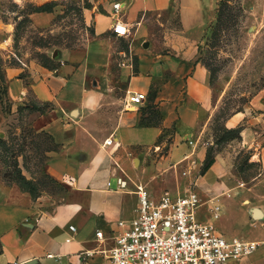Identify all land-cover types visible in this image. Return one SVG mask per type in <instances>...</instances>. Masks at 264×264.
Returning a JSON list of instances; mask_svg holds the SVG:
<instances>
[{
	"label": "crops",
	"instance_id": "crops-1",
	"mask_svg": "<svg viewBox=\"0 0 264 264\" xmlns=\"http://www.w3.org/2000/svg\"><path fill=\"white\" fill-rule=\"evenodd\" d=\"M29 2L54 5L26 16L12 12L6 20L0 13L1 56L12 52L25 17L35 28L50 29L64 13L58 0ZM13 3L24 9V0ZM83 3L88 30L83 47L55 48L49 66L30 61L5 68L14 112L29 109L28 94L39 104H52L31 127L52 143L44 163L48 180L67 190L53 200L41 189L46 185L21 171L37 185L34 195L1 165L0 264H105L101 255L86 260L81 253L112 246L122 230L118 223L128 225L136 216L135 184L144 185L154 199L165 191L195 192L202 202L199 220L211 221L210 208L217 203L222 211L213 223L222 235L264 241V94L212 128L218 106L199 53L219 17V0ZM115 4L121 6L118 19L127 25V36L112 30ZM131 93L146 98L131 104ZM231 131L234 137L227 138ZM108 139L112 144L104 145ZM210 151L214 163L202 172ZM122 171L129 177L128 190H115ZM65 177L74 178V184L63 182ZM98 231L104 233L103 243ZM230 264H264V244Z\"/></svg>",
	"mask_w": 264,
	"mask_h": 264
},
{
	"label": "rangeland",
	"instance_id": "rangeland-1",
	"mask_svg": "<svg viewBox=\"0 0 264 264\" xmlns=\"http://www.w3.org/2000/svg\"><path fill=\"white\" fill-rule=\"evenodd\" d=\"M83 1L58 0L64 5L59 7L64 13L50 29L35 28L25 17L15 33L12 52L7 53V58L0 55V138L5 142L0 145V169L1 165L5 169L8 166L9 175L24 171L28 178L36 179V184L46 185L41 189L48 190L53 200H60L65 192L60 186L48 183L44 172L52 145L50 138L36 134L31 127L39 111L30 108L39 103L28 94L29 109L13 111L6 92L5 68L30 61L49 66L48 55L55 48L83 47L88 38ZM218 5L219 17L208 30L199 53L200 61L211 73L213 101L218 106L213 129L233 114L252 106L254 99L264 94V2L219 0ZM35 8L28 0H24V9L17 8L13 0H0V13L5 20L12 12L26 16ZM23 74L26 76V72ZM209 139L210 135L203 139L207 146ZM252 172L246 171L245 175ZM188 194L184 192L182 196Z\"/></svg>",
	"mask_w": 264,
	"mask_h": 264
},
{
	"label": "built area",
	"instance_id": "built-area-1",
	"mask_svg": "<svg viewBox=\"0 0 264 264\" xmlns=\"http://www.w3.org/2000/svg\"><path fill=\"white\" fill-rule=\"evenodd\" d=\"M120 7V4L114 5L112 30L118 36H127V25L118 19ZM145 98V94L131 93L129 103L140 104ZM112 142L108 139L104 145ZM63 182L73 185L75 179L65 177ZM107 186L111 189L112 183L108 182ZM128 187L129 177L124 172L116 175L115 190H128ZM135 187L136 216L128 225L124 221L118 223L122 230L115 234L112 246L85 250L81 253L84 259L101 255L105 264H230L251 256L264 244V241L222 235L213 223L222 211L217 203L210 208L211 221L199 220L198 209L202 202L195 192L175 196L165 191L159 199H154L144 185L135 184ZM97 238L100 243L105 241L103 231L97 232Z\"/></svg>",
	"mask_w": 264,
	"mask_h": 264
},
{
	"label": "trees",
	"instance_id": "trees-1",
	"mask_svg": "<svg viewBox=\"0 0 264 264\" xmlns=\"http://www.w3.org/2000/svg\"><path fill=\"white\" fill-rule=\"evenodd\" d=\"M51 5L54 4H48V5H44L41 7H37L35 8V11H45V10H50L51 9ZM29 107V106H27ZM31 110H37L40 113H45L51 109H53L52 104L49 103H44V104H34L31 106L30 108ZM228 135L226 136L227 138H229V135H232L230 137H234L235 132L231 131V132H227ZM46 136V135H45ZM48 137V136H47ZM49 138V137H48ZM2 142V143H1ZM1 144H5L4 140L0 139V145ZM52 145V143H51ZM52 148V146L49 148V150ZM214 163V157L213 154L210 152H208L207 154V158L204 162V165L202 167V172H206L211 165ZM9 175V174H8ZM46 175V174H45ZM10 179H14L17 180L18 182H20L22 184V186L26 189V190H30L31 192L34 193L37 191V185L32 181V180H28L25 176L22 175L21 170H19L18 172H16V174L14 175H9ZM46 178L48 179V176L46 175ZM48 183H52V184H56L57 186H60L63 190H67V187H65L64 185H62L61 183L56 182L55 180H51V182L48 180Z\"/></svg>",
	"mask_w": 264,
	"mask_h": 264
},
{
	"label": "water",
	"instance_id": "water-1",
	"mask_svg": "<svg viewBox=\"0 0 264 264\" xmlns=\"http://www.w3.org/2000/svg\"><path fill=\"white\" fill-rule=\"evenodd\" d=\"M255 214L258 215V211H255ZM27 264H36V262L32 261V262H28Z\"/></svg>",
	"mask_w": 264,
	"mask_h": 264
}]
</instances>
